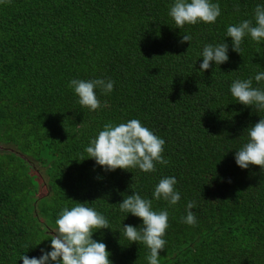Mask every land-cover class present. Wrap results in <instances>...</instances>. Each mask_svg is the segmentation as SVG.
<instances>
[{
    "label": "trees",
    "instance_id": "trees-1",
    "mask_svg": "<svg viewBox=\"0 0 264 264\" xmlns=\"http://www.w3.org/2000/svg\"><path fill=\"white\" fill-rule=\"evenodd\" d=\"M212 2L221 8L214 24L183 28L169 16L174 0L0 3V264L51 251L61 210L80 202L108 219L110 228L93 239L107 245L112 264H149L147 246L123 234V224L142 226L119 207L133 192L169 213L159 264H264V170L235 162L264 110L230 92L237 79L264 88L255 80L264 72V41L245 36L240 54L226 36L229 25L255 23L264 0ZM184 35L190 43L181 42ZM223 42L229 60L202 72L203 47ZM97 78L115 83L109 94L96 89L106 106L92 111L69 84ZM130 119L165 140L167 165L105 171L87 158L104 124ZM166 176L178 181L175 205L153 197ZM189 201L194 226L182 221Z\"/></svg>",
    "mask_w": 264,
    "mask_h": 264
},
{
    "label": "clouds",
    "instance_id": "clouds-1",
    "mask_svg": "<svg viewBox=\"0 0 264 264\" xmlns=\"http://www.w3.org/2000/svg\"><path fill=\"white\" fill-rule=\"evenodd\" d=\"M10 2L11 0H0V3ZM220 15V5L212 0H174L169 10V16L178 28L200 22L214 24ZM254 20L255 23L245 19L227 27L226 36L232 39L233 51L241 54L240 46L245 36H250L257 43L264 41V6H256ZM190 40L189 35H184L181 42L190 43ZM228 50L226 42L215 46L206 44L200 54L203 57L200 64L202 72L208 70L213 61L216 65L227 62ZM255 80L257 83L264 81V72L258 73ZM114 83L111 79L103 78L72 79L69 87L74 89L81 106L95 111L106 106L102 105L96 89L102 94H109L113 91ZM230 92L237 102L255 106L258 111L264 110V88L253 87L252 78L234 80ZM248 136V142L235 152V162L242 169L255 165L264 170V117L248 129ZM165 143L163 138L145 127L140 120L130 119L117 125L112 122L104 124L103 130L91 140L85 151L87 158L94 159L105 171L139 168L149 173L156 171L157 163L168 164L163 156ZM177 182L174 176L161 178L155 186L153 197L156 200L163 199L170 205L177 204L181 199L175 188ZM152 205V199L142 198L139 193L133 192L120 202L119 207L122 212L131 213L142 220L140 227L123 224L124 236L130 243L146 245L150 250L147 256L149 264H159L160 252L167 243L164 237L169 227V213L167 210L155 211ZM195 206V201L188 202L187 215L182 217L184 223L193 226L197 223L196 216L191 211ZM55 223L57 227L50 237L51 251L41 249L42 255L39 257L22 254L20 259L23 264H112L107 245L93 239V233L97 230L110 228L109 221L103 214L80 202L70 209L63 208Z\"/></svg>",
    "mask_w": 264,
    "mask_h": 264
},
{
    "label": "rangeland",
    "instance_id": "rangeland-1",
    "mask_svg": "<svg viewBox=\"0 0 264 264\" xmlns=\"http://www.w3.org/2000/svg\"><path fill=\"white\" fill-rule=\"evenodd\" d=\"M2 145H3L4 147H8V146H9L8 144H6V145H5V144H2ZM41 170H42V169H41L39 166H36V165H35V166L33 167V171H34L36 174H38V176H37L38 179H40L41 183H43V184L40 183V185H44V180H43V178L40 176V175H41ZM41 191H45V187L42 186V187H41Z\"/></svg>",
    "mask_w": 264,
    "mask_h": 264
}]
</instances>
